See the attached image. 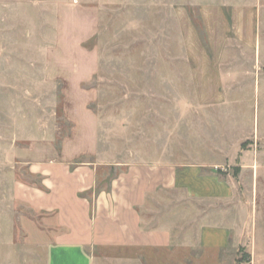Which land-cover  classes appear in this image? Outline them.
Here are the masks:
<instances>
[{
  "label": "rangeland",
  "instance_id": "rangeland-1",
  "mask_svg": "<svg viewBox=\"0 0 264 264\" xmlns=\"http://www.w3.org/2000/svg\"><path fill=\"white\" fill-rule=\"evenodd\" d=\"M68 89L86 95L104 161L202 160L235 184L228 205L176 208L203 213L198 227L228 212L225 248L181 243L144 264H264V0H0V262L36 264L37 216L12 188L70 136Z\"/></svg>",
  "mask_w": 264,
  "mask_h": 264
},
{
  "label": "crops",
  "instance_id": "crops-1",
  "mask_svg": "<svg viewBox=\"0 0 264 264\" xmlns=\"http://www.w3.org/2000/svg\"><path fill=\"white\" fill-rule=\"evenodd\" d=\"M65 96L70 136L59 153L50 146L44 156L31 159L29 184L17 181L12 188L15 200L37 216L26 226L33 244L30 259L36 264H115L118 255L132 252L144 264L154 254L176 259L181 243L205 249L229 244L238 224L229 222L228 212L198 227L203 213L199 217L195 208L182 216L176 210L182 202L230 204L235 184L229 178L202 160L186 165L164 158L106 162L99 155L97 118L80 101L86 95L68 89Z\"/></svg>",
  "mask_w": 264,
  "mask_h": 264
}]
</instances>
